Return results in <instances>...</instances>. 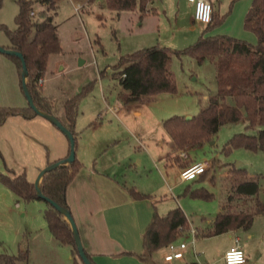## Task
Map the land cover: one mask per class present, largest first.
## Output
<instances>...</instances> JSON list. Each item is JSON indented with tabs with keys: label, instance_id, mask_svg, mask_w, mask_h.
I'll return each instance as SVG.
<instances>
[{
	"label": "rangeland",
	"instance_id": "obj_1",
	"mask_svg": "<svg viewBox=\"0 0 264 264\" xmlns=\"http://www.w3.org/2000/svg\"><path fill=\"white\" fill-rule=\"evenodd\" d=\"M17 1L0 0V25L9 30L16 28L14 19L18 13ZM28 1L33 3L34 19L39 21L40 13L46 12L47 6L41 4L40 0ZM53 1L56 10L49 11L47 15L52 17L57 26L61 52L49 57L42 93L51 104L52 115L62 123L65 122L66 100L89 88L79 102L74 128L77 133V159L84 168L92 166L94 161L98 167L112 162L114 170L121 174L126 164L127 175L135 181L145 180L149 174L152 178L145 183H153L150 188L157 192L158 201L154 206L159 215L180 207L188 220L189 230H208V221L217 215L222 198L224 203L229 193L227 176L233 165L245 169L249 178L264 175L262 152L241 148L232 150L229 155L222 152L234 135H257L259 129L248 130L247 123L240 121L222 126L210 143L195 147L188 153L186 150L176 151L162 129V122L174 116H196L207 105L208 97L216 95L214 62L205 59L198 63L189 55L173 57L171 71L175 77L176 91L174 94H161L152 102L128 101L113 66L121 56L155 45L183 50L205 34L234 36L255 45V35L243 26L250 0H210L216 6V14L223 20L206 33V25L193 20L194 6L188 0H153L147 9H154L155 13L147 14L142 21L138 18V9L118 13L108 10L104 0H90L79 13L75 12L74 3L80 0ZM140 22L142 24L139 26ZM8 45L9 40L0 29V46ZM226 102L232 104L230 98ZM0 107H27L17 68L12 58L2 53ZM11 119L0 129V176L13 178L25 174L27 180L34 183L43 169L38 171L42 159L53 164L60 141L68 140L42 117L37 118V121L47 126L37 122L26 124L21 118ZM181 153L185 156H180ZM167 155L171 156L170 162L166 167L164 163V166L156 169L155 158L163 157L165 161ZM174 160L179 163L184 161L182 167L206 162L209 166L206 179L180 182L178 165L171 163ZM158 170L165 179L166 195L164 188L155 187L159 183L156 175ZM259 183L257 199L264 210V181L260 179ZM187 186L204 187L214 194V199L208 202L191 199L184 195ZM72 202L73 206L77 205V200L73 199ZM172 204H175L174 207H170ZM46 208V203L41 200L24 202L0 182V255L26 253V261H20L19 264H74V258L82 264L69 246L59 244L50 234L43 217ZM72 213L76 220L78 215L74 209ZM76 222L79 236H83L81 225ZM251 228L254 238L249 246L259 243L261 254L256 264H264V212L254 217ZM226 239V236L193 238L184 234L174 243H184L188 251L194 250L198 258L194 263L224 264L221 257L223 249L229 246ZM164 253L161 251L158 255L162 257Z\"/></svg>",
	"mask_w": 264,
	"mask_h": 264
},
{
	"label": "trees",
	"instance_id": "obj_2",
	"mask_svg": "<svg viewBox=\"0 0 264 264\" xmlns=\"http://www.w3.org/2000/svg\"><path fill=\"white\" fill-rule=\"evenodd\" d=\"M39 2L47 6V11L40 13L39 21L31 15V12H34L33 3L28 0H18V13L14 19L16 28L9 30L6 26L0 25V29L9 40V45L4 48L22 54L28 71L26 85L34 105L39 111L52 114L51 104L42 95L38 82L44 76L49 57L60 53L61 47L57 26L53 23L52 17L47 15L49 11L56 10L55 2L53 0ZM152 2L153 0H104L108 10L118 13L133 12L138 9L140 19L149 13H155L154 9H147L148 4ZM222 20L223 17L212 12V20L206 25L205 33L218 26ZM243 26L245 30L255 35L257 39L255 45L225 35L205 34L200 36L195 44L183 50H172L155 45L121 56L113 66L119 85L129 93L128 101L143 99L150 101L158 94L175 93L176 81L171 71L173 57L189 55L198 63H202L205 59L214 62L216 95L209 96L207 105L190 120L174 116L162 122V129L171 139L176 151H185L187 148L210 143L222 126L245 121L246 129H259L257 135L236 134L226 143L222 152L229 155L232 150L241 148L264 154V0H251L244 16ZM10 57L21 80V62L14 56ZM88 90V87L84 88L80 94L66 100L64 104V115L68 124L66 128L72 133L74 141L77 135L74 128L79 102ZM227 98L232 100V104L226 102ZM34 116L36 114L28 106L16 109L0 107V126L11 117L30 119ZM81 167V163L75 157L71 164L46 173L39 183L41 193L70 211L66 191ZM196 179L197 181L206 179V171ZM260 179L264 181V175L249 178L245 169L233 165L227 176L229 193L225 202L220 205V211L215 216L211 228L204 233L196 231L195 238L218 236L238 229L249 230L254 217L264 212L257 199ZM0 182L24 202L41 200L37 197L33 183L27 180L25 174L13 178L0 176ZM127 191L134 200L147 198L134 188ZM184 195L207 202L214 199V194L204 187L187 186ZM45 203L47 208L43 217L50 234L59 244L69 246L72 254L79 258L68 223L48 202ZM187 231L189 224L180 207L170 210L165 215H159L154 211L142 235L144 253L137 256L138 260L144 264H151L155 252L174 243L179 237L187 234ZM85 253L94 264L92 256L86 251ZM121 255L135 256L128 252ZM26 259L27 254L21 252L17 256L0 255V264H19ZM73 262L79 264L75 258ZM80 262L82 263L81 260Z\"/></svg>",
	"mask_w": 264,
	"mask_h": 264
},
{
	"label": "crops",
	"instance_id": "obj_3",
	"mask_svg": "<svg viewBox=\"0 0 264 264\" xmlns=\"http://www.w3.org/2000/svg\"><path fill=\"white\" fill-rule=\"evenodd\" d=\"M207 1L210 2L213 13L216 14V6H214L210 0ZM90 2V0L77 1L74 3V9L76 5H80L81 11L83 7ZM139 20L142 21L140 18ZM141 24L142 22H140L138 25L140 26ZM43 83L44 81L42 78L40 83L41 91L43 90ZM125 92L129 97V93L127 91ZM42 95L44 96L43 93ZM159 95L161 94L154 96L150 101H141L152 102ZM44 97L46 98V96ZM110 110L114 109L110 108ZM11 118H8L7 121L2 126H0V129L6 126L7 122ZM37 118L41 117L34 116L30 119H21L26 122V124H33L37 122L38 124H44L47 126L46 123L37 121ZM62 124L67 127L68 124L66 118L65 122H62ZM192 149L194 148H187V153ZM68 152V142L60 141L59 149L55 153L52 163L65 159L68 156ZM169 157L171 156L167 155L164 161L163 157L161 158L157 156L155 158L156 161L154 162L155 168L158 169L159 166H164V163L166 167L167 163L170 162V159H168ZM50 162L48 160L42 159L38 171L49 165ZM182 162L179 163L178 160H174L171 163L177 164L180 171L181 168H183ZM108 163L109 165L107 166L104 165L102 167H98L94 161L93 165L89 166L88 168H84L83 163H81V169L71 184L68 186L66 191V199L71 215L74 218L72 213V210L74 209L78 215L77 219L75 220L74 218V220L75 222L77 221L76 223H80L83 231V236L80 235L82 245L84 250L92 256V261L94 264H144L138 260L137 256L144 253L142 246V235L151 220L153 212L157 210V208L154 206V204L156 205V202L158 201V196L156 195L157 192L156 190H151L152 188H150L153 186V183H145L151 177L149 174L147 175V178L145 176V180H131L130 176L127 175L128 165H123V172L121 174V172H116L117 170H114V163ZM156 175L158 180L157 182L159 183L156 184L155 187L157 189L164 188V195H166L167 191L165 190V179L162 174H159V170L157 171ZM130 188H134L137 192L145 195L147 198L142 200H134L127 191ZM73 199L77 200L76 206H73ZM223 201L224 197L222 198L221 204ZM174 205L175 204H172L170 207H174ZM214 218L211 221H208L210 225L209 229L211 228ZM251 227L249 230L238 229L218 235L226 236L227 245H229L227 249H223L222 251V261L224 253L230 247L237 245L242 249L246 256V264L257 263L261 254V249H259V243L257 242L254 244V246H249V242H251L254 238ZM195 230L197 232L203 233L204 231H208L197 228ZM161 251L165 252L164 255L167 252L166 248L155 252L152 256L151 264H197L194 262L198 261L195 251L192 249L188 251V246L183 250V257L181 259H175L169 262L164 261V255L162 257L158 255V253ZM126 252L133 253L135 256L121 255V253Z\"/></svg>",
	"mask_w": 264,
	"mask_h": 264
},
{
	"label": "water",
	"instance_id": "obj_4",
	"mask_svg": "<svg viewBox=\"0 0 264 264\" xmlns=\"http://www.w3.org/2000/svg\"><path fill=\"white\" fill-rule=\"evenodd\" d=\"M0 53L6 54L8 56H14L20 60L21 69H22L21 70V87H22L23 94H24L26 101H27V106L37 116L44 118L45 120H47L51 124H53L57 129H59L66 136V138L69 142L68 156L65 159H62L58 162H55V163L50 164V165L46 166L45 168H43L38 173L33 185H34L37 197L40 198L41 200L45 201V202H48L57 212L60 213V215H62L64 217V220L68 223L70 230L72 232V235H73V239H74V243L76 246L77 253H78L79 258L82 261V263L83 264H92L91 261L86 256L84 247L82 245V242H81V239H80V236L78 233V229H77L76 224L74 222V219L71 215V212L68 209H65V208L59 206L58 204L54 203L53 201H51L50 199L45 197L41 193L40 188H39V183L46 173H48V172H50V171H52V170H54L60 166L69 165L75 160L74 137H73L72 133L56 117H54L52 114H47V113H43V112L39 111L38 108L34 105V102L32 100V97H31L30 92H29L27 85H26V79L28 76V71H27L24 59L22 57V54L20 52L12 50V49H5L2 46H0ZM191 118L192 117H185L186 120H190Z\"/></svg>",
	"mask_w": 264,
	"mask_h": 264
},
{
	"label": "built area",
	"instance_id": "obj_5",
	"mask_svg": "<svg viewBox=\"0 0 264 264\" xmlns=\"http://www.w3.org/2000/svg\"><path fill=\"white\" fill-rule=\"evenodd\" d=\"M194 6L193 10V20L195 22L207 25L212 20V6L207 0H188ZM81 9L80 5H76L75 11L78 13ZM31 15H34V12H31ZM39 80V84L41 83ZM180 156L184 157L183 153ZM209 168L206 162H196L192 163L189 166L181 168L179 171V180L182 183L190 182L195 180L200 174L205 172ZM188 234L195 238L196 230L190 229ZM194 240H192L193 244ZM187 245L181 243L176 245L175 243H170L166 247V254L164 255V261L169 262L175 259H181L183 257V250L186 249ZM223 262L225 264H246V256L242 249L239 246L230 247L223 255Z\"/></svg>",
	"mask_w": 264,
	"mask_h": 264
}]
</instances>
